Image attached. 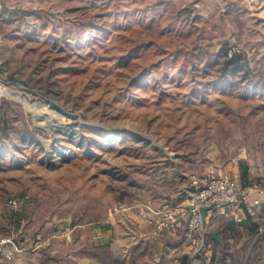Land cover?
Wrapping results in <instances>:
<instances>
[{"label":"rangeland","instance_id":"374dc122","mask_svg":"<svg viewBox=\"0 0 264 264\" xmlns=\"http://www.w3.org/2000/svg\"><path fill=\"white\" fill-rule=\"evenodd\" d=\"M223 50L257 83L220 82ZM2 100L0 239L64 258L112 222L124 253L126 209L193 191L187 158L237 181L244 158L264 184V0H0Z\"/></svg>","mask_w":264,"mask_h":264},{"label":"built area","instance_id":"2783aa9c","mask_svg":"<svg viewBox=\"0 0 264 264\" xmlns=\"http://www.w3.org/2000/svg\"><path fill=\"white\" fill-rule=\"evenodd\" d=\"M191 186L198 184L194 176L190 178ZM205 185L193 190L185 199L175 205L155 204L151 201L137 204L135 214H128L130 223L139 227H150L152 234L166 232L177 236L185 228V236L190 240L187 253L191 260L207 256L210 245L206 243V217L219 215L227 220L241 224L253 219L257 223L256 234H264V186L261 183L242 185L236 179L224 175L207 176ZM15 205L17 201L11 200ZM247 206V212L243 206ZM30 245L19 244L14 237L0 239V264H13L14 260L25 252H36L49 244V238L41 233L34 235ZM174 264H179L180 253L173 251Z\"/></svg>","mask_w":264,"mask_h":264},{"label":"trees","instance_id":"16d2710c","mask_svg":"<svg viewBox=\"0 0 264 264\" xmlns=\"http://www.w3.org/2000/svg\"><path fill=\"white\" fill-rule=\"evenodd\" d=\"M5 4L2 9H5ZM21 14L24 10L16 9ZM256 66V65H255ZM254 67L249 66V60L243 52H236L228 55L226 50L222 52V60L218 71V80L228 84H236V73L242 70L241 78L251 76V81L257 83L258 78L253 73ZM10 78L13 77L10 75ZM259 84V83H258ZM5 101L0 102V131L6 130L4 121L6 119ZM187 161L181 163V169L198 179L196 186H191L192 190L202 188L205 183L203 179L207 177L202 171V164L196 163L195 158H187ZM239 171V181L242 185L256 183L257 176L253 172L252 166L248 161L241 158L237 162ZM211 176L219 177V174ZM264 186V184H262ZM180 200H170L166 203L175 205ZM247 212V206H243ZM222 233L218 239L206 233V243L210 245L211 259L208 264H258L262 254V244L260 238H256L251 247L248 248V243L253 239L256 232L257 223L253 219L241 224L228 225L227 222L220 224ZM132 230L137 240L128 244L126 252L117 254L110 243L97 245L88 237L86 240V253L90 259L96 260L101 264H159L156 262V252L158 247H161L164 252L181 244H189L190 240L185 236V228H181L177 236H172L169 233L161 232L152 234L150 227L136 228ZM116 228H113V238H116ZM232 238L230 242L228 239ZM241 241L240 245L239 242ZM203 263V257H200ZM179 264H192L189 254H182L179 257Z\"/></svg>","mask_w":264,"mask_h":264},{"label":"crops","instance_id":"0c3cea01","mask_svg":"<svg viewBox=\"0 0 264 264\" xmlns=\"http://www.w3.org/2000/svg\"><path fill=\"white\" fill-rule=\"evenodd\" d=\"M127 217V216H126ZM125 217V218H126ZM130 217L132 216H128L127 217V221L132 220ZM214 217L215 215H212V216H208L206 217V225H208L210 222H212L214 220ZM220 219H221V222L215 226L214 228V232H207V234H210L212 237L218 239L222 233V228L220 227V224L222 222H227L228 225H232V224H235L229 220H227L226 218L220 216ZM112 220V218H111ZM112 223V222H110ZM110 223H107V226L106 228L104 227V231L106 230L107 231V238L106 240H103V241H97V242H94V240L91 238V240L93 241V243L97 244V245H104L106 243H110V240L113 239V235H112V232H113V227H112V224L110 226ZM205 225V227H206ZM137 228V226H134ZM140 228H144V227H138V229ZM131 230V229H130ZM260 238L261 240V244H262V247H261V250H262V254H261V258L259 259L258 261V264H264V234L262 235H257L256 232L254 234V237L253 239H251V241L248 243V248L251 247L252 243L254 242V240L256 238ZM135 239H137V237L135 236ZM230 242L233 241L232 238H229L228 239ZM241 241L239 242V245H240ZM187 246L188 244H181V245H178L176 247H173L171 248L169 251L167 252H164V250L161 248V247H158L157 249V252H156V262H158L159 264H167L166 262L169 261V258L167 259V255L169 257L171 256H174L173 255V250L176 248L178 249V252L180 253V255L182 254H188L187 253ZM58 252H53L52 254H46V253H41V252H38L36 255V259L30 261L28 259V256L30 253H23L22 255L18 256L13 264H101L100 262L96 261V260H93V259H90L86 253H80V254H65V257L63 258V255L62 254H57ZM190 256V255H189ZM211 259V251H210V254L209 256H204L203 258V263L204 264H208L209 261ZM190 261L192 262V264H201V260H191L190 258Z\"/></svg>","mask_w":264,"mask_h":264}]
</instances>
